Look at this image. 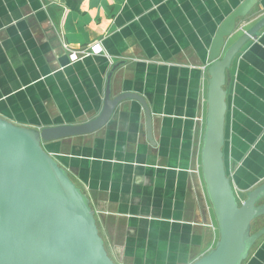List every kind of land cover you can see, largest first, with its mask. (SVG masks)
<instances>
[{"label": "crops", "instance_id": "1", "mask_svg": "<svg viewBox=\"0 0 264 264\" xmlns=\"http://www.w3.org/2000/svg\"><path fill=\"white\" fill-rule=\"evenodd\" d=\"M241 1L0 0V117L36 129L87 122L116 64L111 97L147 102L152 142L128 99L101 129L42 143L89 198L116 264H191L218 238L200 166L207 55ZM64 45L88 53L70 62ZM225 89V162L229 140L234 177L264 178V27L234 57ZM254 245L242 264H264V238Z\"/></svg>", "mask_w": 264, "mask_h": 264}, {"label": "water", "instance_id": "2", "mask_svg": "<svg viewBox=\"0 0 264 264\" xmlns=\"http://www.w3.org/2000/svg\"><path fill=\"white\" fill-rule=\"evenodd\" d=\"M260 1H241L221 21L208 50L200 166L218 238L191 264H242L264 235V225L252 231L256 220L264 216V182L239 201L224 157L228 70L242 47L264 27V16L226 45L240 20ZM117 66L107 76L100 112L87 122L36 129L0 117V264H116L99 234L89 198L42 143L101 129L116 106L128 99L141 105L152 142L145 98L133 92L111 97L110 79Z\"/></svg>", "mask_w": 264, "mask_h": 264}, {"label": "rangeland", "instance_id": "3", "mask_svg": "<svg viewBox=\"0 0 264 264\" xmlns=\"http://www.w3.org/2000/svg\"><path fill=\"white\" fill-rule=\"evenodd\" d=\"M263 3L257 4L254 9L243 19L240 20V22L237 24L235 33L231 36V38L228 40L227 45L231 44L232 41H234L238 36L242 34L244 30H246L249 26H251L259 17H262L264 8ZM229 118V122H230ZM228 135L230 134L231 124L228 123ZM229 138V136H228ZM227 158H226V164H227V171L229 172L230 176L233 179L234 183V192L237 196V199L239 201H242L246 195V193L253 189L254 187L258 186L262 182H264V178H258V179H251V178H237L235 175V170L238 169L240 166L237 164L238 162L232 161L231 158V145L229 146V140H227ZM261 203H264V198L262 199ZM264 225V216H261L256 220V222L253 225L252 231L257 230L258 228L262 227ZM264 238V235L258 239L256 244L260 243L261 240ZM256 244L254 246H256ZM254 248V247H253ZM252 248V249H253Z\"/></svg>", "mask_w": 264, "mask_h": 264}, {"label": "built area", "instance_id": "4", "mask_svg": "<svg viewBox=\"0 0 264 264\" xmlns=\"http://www.w3.org/2000/svg\"><path fill=\"white\" fill-rule=\"evenodd\" d=\"M64 49L69 52L68 58H69L70 62H74V61L78 60V58H81L82 56H84L88 53V50H85V51L84 50L83 51L70 50L67 45H64ZM89 52L97 54V53L103 52V49L99 44H94L89 48Z\"/></svg>", "mask_w": 264, "mask_h": 264}]
</instances>
